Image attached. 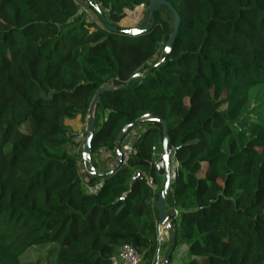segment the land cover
<instances>
[{"label": "trees", "instance_id": "trees-1", "mask_svg": "<svg viewBox=\"0 0 264 264\" xmlns=\"http://www.w3.org/2000/svg\"><path fill=\"white\" fill-rule=\"evenodd\" d=\"M151 1L0 0V264H33L21 256L45 244L49 264H115L127 244L156 263L161 121L173 251L187 246L185 264H264V0H167L181 17L168 53L164 4L150 30L122 31ZM103 88L115 90L100 97L86 160L66 122L86 123ZM141 125L136 153L106 168L98 156L120 157L121 134L120 149Z\"/></svg>", "mask_w": 264, "mask_h": 264}, {"label": "water", "instance_id": "water-1", "mask_svg": "<svg viewBox=\"0 0 264 264\" xmlns=\"http://www.w3.org/2000/svg\"><path fill=\"white\" fill-rule=\"evenodd\" d=\"M160 4H164V5L168 6L171 9V11L173 12L175 19H176L173 33H172L170 40H169V42L165 48V52L168 53V52H170L171 47L173 46V44L176 40V37L178 35L181 17H180L179 12L177 11V9L174 7V5L167 0H152L151 1L148 9H149V14H150L152 21H151L149 26H147L145 28H139V27H133L130 29L125 28L122 31L126 34L135 36V35H139V34H142L146 31L150 30L155 24L154 10ZM148 9L146 8V10H148ZM97 10H98V13L100 14V16L103 18V20L107 21L105 15L101 12V10L100 9H97ZM141 75H143V73H138L136 76H141ZM136 76H134V78ZM129 84H130V82L128 84L120 87V88H117V89L126 88L129 86ZM109 90H115V88H103V89H101L95 95V97L92 101L90 110H89V114H88L87 122H86V140H85V143L83 145V158L86 160H89L91 158L92 142H93V139L95 137V114H96V110L98 107V103H99L101 95L104 92L109 91ZM161 122L164 125V139H163V145H162V156L157 161L156 166L159 170L160 175L164 177L163 189H162V192H161L159 199L157 201V210L159 212L160 222H163L165 220V217H166V204H167V198H168L170 185H171V181H172L173 164H172L171 153H170V150L168 148V143H169L168 127H167L166 122H164V121H161ZM139 124H140V122L136 121L132 124V126H138ZM124 134H125V131L121 134V136L117 142V152H118L119 156H121L120 141L123 138ZM121 163H122L121 158H118V160L116 162V166L118 167ZM92 173L95 176H97V174H98L93 169H92ZM138 178L145 179V176L141 172H137L133 178V182L136 181ZM168 229L169 230L171 229L170 225L168 226ZM171 237L173 238V240L175 239L176 235L174 232L171 233ZM172 252H173V247H172L169 255H171Z\"/></svg>", "mask_w": 264, "mask_h": 264}, {"label": "rangeland", "instance_id": "rangeland-1", "mask_svg": "<svg viewBox=\"0 0 264 264\" xmlns=\"http://www.w3.org/2000/svg\"><path fill=\"white\" fill-rule=\"evenodd\" d=\"M146 8L139 6L132 10H127V16L122 20L121 25L124 28H133L139 27L142 24L144 12ZM2 17V15H0ZM140 28V27H139ZM227 108L226 105L222 106V110ZM69 122V121H68ZM69 126V125H68ZM83 126L86 128V123H83ZM71 129L73 127H70ZM73 130V129H72ZM84 131V130H83ZM82 160L80 161V163ZM83 163V162H82ZM206 168V165H203L202 170ZM201 172H199L200 174ZM171 241L169 242L168 248L164 250V253L160 256V262L164 263L167 260L168 254L171 252L172 245ZM55 244H45V245H36L29 248L22 256L21 260L23 263H33V264H49V262H53L56 256L55 253ZM176 256L175 264H184L187 260V246L185 244L178 245L174 252H172ZM184 261V262H182Z\"/></svg>", "mask_w": 264, "mask_h": 264}, {"label": "built area", "instance_id": "built-area-1", "mask_svg": "<svg viewBox=\"0 0 264 264\" xmlns=\"http://www.w3.org/2000/svg\"><path fill=\"white\" fill-rule=\"evenodd\" d=\"M86 140V131H81L75 134L74 137V142L76 144V151L79 154H83V145ZM136 141V134L129 132L127 136L125 137L123 144L121 146V158L122 163H127L131 157L132 154L136 153V148L134 146V143ZM171 157H174V151H170ZM88 187L89 191L97 193L100 184L96 185L95 187H90L89 185L86 184ZM175 214H178L177 211H175ZM167 233L166 226H160L158 235H157V240L162 244L164 240V236ZM117 261L118 264H143L142 258L138 251L131 245H124L121 247L119 254L117 256ZM156 264V263H154Z\"/></svg>", "mask_w": 264, "mask_h": 264}, {"label": "crops", "instance_id": "crops-1", "mask_svg": "<svg viewBox=\"0 0 264 264\" xmlns=\"http://www.w3.org/2000/svg\"><path fill=\"white\" fill-rule=\"evenodd\" d=\"M66 124L69 125V127H73L72 128L73 130L72 129L71 130L75 134H77L78 132H81V131L85 130V127L83 126V122L81 121V119L79 117L76 118L75 120H72V121H69V122L67 121ZM144 129H145V127L143 125H141V126H139L138 128L134 129L131 132L134 133V134H137L138 132H141ZM98 157L105 162V165L104 166L106 168H108V169L109 168H112L113 161L118 160V158H119V157H115L114 154H113V152H110V151H103ZM80 166H81V171L82 172L87 171V168H86V165L84 164V162L83 163L81 162L80 163ZM97 173L100 174L99 172H97ZM162 178H163V182H164V177L162 176ZM166 208H167V204H166ZM160 223H161V226H166L167 233L164 236V240H163V242L161 244V249H160V253H159V256L157 258L158 260H157L156 264H175V258H176V256L174 254H172V259L171 260H169V257H167L166 262H164V263L160 262V256H161L162 253H164V250L166 248H168L169 242L171 240V233H172L171 229L170 230L168 229V226H169L170 222H169V220L167 218V215L165 217V220L163 222H160ZM168 256H170V255L168 254ZM182 262H184V261H182ZM185 262H184V264H185ZM115 264H118L117 258H116Z\"/></svg>", "mask_w": 264, "mask_h": 264}]
</instances>
